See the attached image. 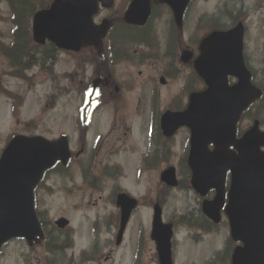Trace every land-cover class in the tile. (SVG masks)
Segmentation results:
<instances>
[{
  "label": "rangeland",
  "instance_id": "374dc122",
  "mask_svg": "<svg viewBox=\"0 0 264 264\" xmlns=\"http://www.w3.org/2000/svg\"><path fill=\"white\" fill-rule=\"evenodd\" d=\"M161 1V0H160ZM227 0H198L194 6L184 29L194 41H198L210 28V20L205 19V14H217V18L225 23L234 22L241 18L247 26L245 36L246 53L249 62L257 71L258 83H264V0H231L224 11L220 8ZM123 0H117V5L112 9L103 10L96 18L101 22L104 17H111L114 13L115 20L123 17L115 14ZM169 7L160 5L158 19L154 21L155 33L158 37L172 20ZM208 19L213 17L209 16ZM204 20V22H203ZM11 12L7 2L0 3V44L1 51L5 44L11 45L12 38ZM185 39V35H183ZM119 44H123L120 43ZM142 47L133 44L132 52ZM135 49V50H134ZM0 51V154L6 146L9 138L16 133L27 135H45L47 137H59L66 133L75 151L80 150L83 142V113L86 110V97L88 87L95 79L96 73H110L118 82H125L130 72H135L137 77L144 68L132 61L119 60L116 66L108 60L106 53L102 58L96 54L93 48H86L80 53L57 52L54 59H42L44 64L30 70L16 72L10 63V59ZM36 58H39L37 55ZM164 63L151 61L146 68L148 76H154L155 82L150 80V90L156 86L159 88L161 99L157 105L163 109L171 95L178 91L191 76L190 71H184L170 86L160 83ZM115 67V69L113 68ZM115 73H114V72ZM179 81H181L179 83ZM153 82V83H152ZM135 86V85H134ZM123 94L124 91L122 90ZM137 91H132L120 97L119 103L105 101L101 97L95 102V108L85 122L88 128V120L93 126L90 128L87 139L88 150L86 159H89L94 150L92 139L95 142L97 136L105 137L101 144H108L109 131L114 129V121L126 131L134 128L136 121L141 123L140 117L135 116ZM111 98V97H110ZM109 98V99H110ZM150 108L145 109L146 115ZM255 114L264 118V99L260 105L253 108L243 120L245 126L253 124ZM91 124V125H92ZM152 125V123H151ZM142 134L147 129V121L142 127ZM145 130V131H144ZM181 136L171 141L167 158L158 159L145 173L137 168L139 154L135 153L129 158L128 152L119 153L115 159L106 158L105 150L102 151L104 159L110 164L122 163L124 172L119 173L117 180L104 174L98 176L97 184L93 187L80 180V168L78 160H75L68 171L64 173H51L46 177L41 187L37 189V207L45 210L50 222L65 217L70 220L68 235H73L74 246L69 254L79 257L85 250H89L93 244H99L100 253L94 256L96 264H130L135 253V239L138 235L144 240L140 244L138 262L140 264H157L156 244L150 238L152 231L153 203L159 199L164 209V221L177 219L183 211H190L199 206L200 199L194 190H190L189 181L185 182V190L170 189L161 180L160 174L171 166H180L183 159V146L187 140V131L182 129ZM113 140L119 133H111ZM82 138V139H81ZM96 143V142H95ZM101 146V145H100ZM98 149V148H97ZM101 154V155H102ZM116 161V163H115ZM183 162H185L183 160ZM97 164L93 166L96 167ZM142 171V173L140 172ZM143 178V179H142ZM116 189V190H115ZM132 193L133 197H141L146 193L142 208L136 212L126 229L122 245L116 244V237L120 228V211L114 201L112 192L118 190ZM170 216L171 218H169ZM171 221V220H170ZM191 230L186 226L176 229V252L178 264H204L211 255L212 250L219 249L223 245V237L226 231L218 235H205L197 238L189 235ZM74 233V234H73ZM94 240V241H93ZM95 242V243H94ZM45 250L29 248L21 239L13 240L3 250L2 264H44L42 256ZM5 261V262H4ZM59 264L63 262L58 259ZM1 264V260H0Z\"/></svg>",
  "mask_w": 264,
  "mask_h": 264
},
{
  "label": "water",
  "instance_id": "95a60500",
  "mask_svg": "<svg viewBox=\"0 0 264 264\" xmlns=\"http://www.w3.org/2000/svg\"><path fill=\"white\" fill-rule=\"evenodd\" d=\"M99 1L110 7L113 0H54L51 7L40 10L33 20L34 39L41 44L47 40L58 47L80 51L94 45L103 52L102 39L108 33L110 22L96 25L94 15ZM175 12L179 25L189 0H161ZM151 13L150 0H135L126 13L125 20L132 24H145ZM244 27L240 23L228 31H213L201 42V55L196 69L205 79L208 89L193 94L189 108L166 116L164 128L172 133L179 125L191 128L192 149L189 159L193 169V186L202 194L210 188L217 190L213 201L204 203V210L217 222L225 203V181L232 172L229 202L225 208L231 224L232 236L242 241L236 248L233 264H264V132L257 123L237 139V124L249 105L259 98L261 90L251 82V72L244 60ZM235 75L239 83L228 86V76ZM98 82L89 91L95 95ZM95 88V89H94ZM214 144L211 151L209 144ZM234 146L235 151L231 149ZM70 156L67 137L56 141L43 137L17 135L0 158V249L13 237L24 236L32 245L39 235L43 237L34 208V191L45 171L57 160L67 162ZM163 180L176 185L173 170L162 175ZM128 198V199H127ZM123 221L119 234L122 238L130 208L121 197ZM125 203V205H124ZM154 224V236L159 237V249L169 258L171 252V226L162 223L160 207ZM67 220L58 224L64 226ZM37 240V239H36Z\"/></svg>",
  "mask_w": 264,
  "mask_h": 264
},
{
  "label": "flooded vegetation",
  "instance_id": "af4514ba",
  "mask_svg": "<svg viewBox=\"0 0 264 264\" xmlns=\"http://www.w3.org/2000/svg\"><path fill=\"white\" fill-rule=\"evenodd\" d=\"M115 3L113 5H117V0H114ZM133 0H123L121 7L115 11V14H118L119 18L118 20H115L113 15L111 17H104L101 22H103L105 19H109L111 21V39L105 38V44H104V54H109V61L114 62L113 66H116L119 60L122 59V61H132L134 64H138L139 67L144 68V70H140L139 74H142V77L138 78L137 74L133 71L130 72L125 79V82H118L116 79V76L112 74V71L110 73L105 74V72H97L96 76L98 79L99 84V95L97 97V101L100 100L102 97L105 101L115 102L119 103L120 97H124L125 94L137 91L138 97L136 99V114L135 116L137 118L140 117L141 123L139 121H136V126L134 128H127L126 131H123L119 125L114 121L113 127L114 129L110 130L109 133V141L108 144H105V146L102 143L105 137L101 138V136H97L95 139V142L92 139V148L94 152L90 156L89 159H86V152L88 150V146L86 145V142L88 144L87 139H89L90 130L93 124L91 123V119L88 120V128L86 129L85 122L87 119L83 120V128L82 133L83 134V142L80 146V150L75 151V148L73 146V143H71V154L68 158L67 162H63L61 160H57L56 164L52 167L50 171L52 173H64L69 170L71 164L78 160V165L81 171L80 174V180L84 182L85 184L89 186H94L97 184L98 176H101L102 174L113 177L114 180H117L118 175L121 176L119 173L124 172V165L122 163L119 164H110L107 162H104L100 159H104V156L102 154V151L105 150L106 158L109 157V159H115L116 155L119 153H125L128 152L129 158L135 153L139 154V161L137 164V168L142 169L143 172H147L151 166H154L156 161L158 159L167 158L169 155V148L171 147L169 143L173 140H175L177 137H180L179 134L182 129H185L187 131V140L185 141V144L183 146V159L180 161V166H171L165 170H163L162 174L166 171L173 170L178 178L177 186H171L168 182L163 183L169 187L170 189L178 188L180 190H185L187 187V184L185 182L189 181L190 183V190H194L192 186V169L190 168V165L188 163V157L190 153V140H191V130L188 126H180L172 135H166L165 131L162 127V118L167 113H179L183 112L188 109L191 97L193 94L203 91L206 89V83L203 80V78L198 74V72L195 70V62L198 59L200 55V43L203 37L210 33L212 30H228L239 23L245 22L241 18H237L234 22H228L225 23L224 21H221V19H213L209 18L208 15L205 19L210 20V29L207 30V32L198 40L196 41L194 38V41H192L191 36L188 32L185 31L184 26L189 19V16L192 13V10L194 6L196 5L198 0H191L188 4L184 17L182 25H179L178 22H176L173 11L168 8L170 13H172V20L169 24V26L164 30L163 35L158 37L155 33L154 28V21L158 19V7L160 5H166L165 3L161 2L160 0H150L151 3V14L146 24L144 25H135V24H129L125 21V16L128 11V8ZM231 0H227V3H230ZM103 4V2L101 3ZM111 8H100V11L97 15L99 17L103 10H109ZM99 22V23H101ZM204 22V20H203ZM115 27V31L113 34L111 33L112 30ZM246 31L247 26L245 24ZM122 28H131V29H139V30H145L146 32L137 37V40L132 39H125L121 38L122 34ZM131 35V34H130ZM185 35V39L183 37ZM119 40L125 42V44H119ZM133 44L139 45L140 49L135 50L132 52ZM73 54V53H71ZM156 60L161 61L164 63L162 68V74L159 77V81L161 84L170 86L171 82H175L176 84L178 81H175V79L181 75L184 71H190L191 76L189 77V80L183 84V86L176 91L171 97L169 98V101L165 104V107L163 109H158L157 105L161 99V96L159 95V88L156 86L152 87L150 90V80L152 79L153 82H155L154 76H148V73L146 71V68L149 66L151 61ZM245 61L251 70L253 74V82L256 86L262 89L263 96L261 99L255 101L251 107L245 111L238 123V132H237V138L241 139L245 132L250 128V126H245L243 124V120H245L246 116H248L249 112L252 111L253 108L260 105V102L264 99V83H258V75L257 71L252 67V65L249 62V56L246 53V46H245ZM112 64V63H111ZM115 69V67H113ZM114 72V71H113ZM115 73V72H114ZM161 81H164L161 82ZM152 82V83H153ZM181 81H179L180 83ZM238 83V79L235 76H228V85L229 87H233ZM135 85V86H134ZM124 91L122 94L121 91ZM158 91V92H157ZM111 97V98H110ZM110 98V99H109ZM147 107L150 108L149 113L146 115L144 112L145 109L147 110ZM95 108V103L90 106L89 108V115L91 114L92 110ZM258 120L260 121V127L264 130V118L260 117L258 114H255L253 121ZM147 121V129L144 134H142V127ZM152 123V125H151ZM92 124V125H91ZM113 131H116V133H119V136L116 137V139L113 140V137L111 136V133ZM82 139V138H81ZM86 142H85V140ZM101 145V146H100ZM98 148V149H97ZM172 148V147H171ZM211 150H214V146L211 144L209 146ZM234 150H236L235 147H233ZM102 154V155H101ZM183 160L185 162H183ZM116 163V161H115ZM97 164L96 167L93 165ZM49 171V172H50ZM142 173V171L140 170ZM231 177L232 174L228 172L227 174V195L231 188ZM143 179V178H142ZM42 185V184H41ZM40 185V187H41ZM116 190V189H115ZM112 192L114 196V201L116 203V206L119 208L120 211V220L123 219V207H122V195L125 193H128L126 191H122L121 189L118 191ZM196 196L198 199H200V203L198 207H195L192 210L183 211L178 216L177 219H172L170 216H168L171 219L164 221V207L162 204V201L159 199L157 202L153 203V215H152V231L150 238L152 241L156 244L157 248V264H163L162 259V253L159 249V237L157 238L154 236V224H155V211L156 206L159 205L162 210V217H163V223L170 224L173 227L174 234L171 239V252L169 255V260L172 261L173 264H178L177 260V252H176V242H177V236H176V229L179 228V226H186L189 227L191 230L189 231V235H194L197 238H202L205 235H218L223 230L226 231V235L223 237V245L219 249L212 250L211 255L207 258V261L204 264H233V255L235 252L236 247L240 246L242 242L235 241L231 236V229H230V223L228 215L226 214L225 206L220 209V220L219 222L214 221L211 217H209L204 212L203 204L205 201H213L214 198H216L217 191L215 189H210L205 196H202L200 193H198L196 190H194ZM128 194H132L131 192ZM133 196V195H131ZM146 198V193L141 194V197L137 198V201L133 200H125L128 207L130 208V216L129 221L131 220L132 216L140 211L142 208V203L144 199ZM36 199H37V192H36ZM228 203V196L226 197L225 205ZM38 212V208H37ZM39 217L42 224V227L44 229L45 235L44 239L48 237V234L50 232L49 239L56 241L60 244V249L56 251V256L50 258L51 262L49 264H59L58 259L62 260L60 264H96L94 256L98 253H100V247H98L97 244H93L89 250H85L78 258L74 257L73 255L69 254V250H71L74 246L73 242V235H68L67 232H69L68 226L70 227L69 223L65 226L67 227L65 230H68L67 232L65 230H61L60 227L53 224V222H50L48 219L47 212L45 210L39 211ZM63 219H67L65 217H62ZM60 219V218H59ZM69 221V219H67ZM171 220V221H170ZM64 227V228H65ZM74 234V233H73ZM219 236V235H218ZM44 239L37 238L33 245V250L35 248H38V245H42L43 250L48 251V247L44 245ZM25 240V239H24ZM124 240V239H123ZM94 241V240H93ZM143 239L138 235L135 239V253L132 256V260L130 264H140L138 262V256H139V249L141 242L143 243ZM95 243V242H94ZM123 242L117 241L116 237V244L118 246L122 245ZM30 248V249H32ZM48 253V252H47ZM3 255V254H2ZM166 256L164 255V263L170 264ZM46 261V257L43 259V262ZM168 262V263H166Z\"/></svg>",
  "mask_w": 264,
  "mask_h": 264
},
{
  "label": "trees",
  "instance_id": "16d2710c",
  "mask_svg": "<svg viewBox=\"0 0 264 264\" xmlns=\"http://www.w3.org/2000/svg\"><path fill=\"white\" fill-rule=\"evenodd\" d=\"M8 3L11 12L12 22V38L13 43L8 46L5 44L2 48L3 53L10 59L12 66L16 72L26 71L29 68L37 65L38 63L44 64V59H54L57 52L60 50L53 43H48L44 46L36 44L31 36V20L37 10L47 7L51 0H0ZM115 27L112 30V34ZM121 38L137 40L139 36L143 35L146 31L131 28H122ZM131 34V35H130ZM111 39V34L109 35ZM120 43L125 42L119 40ZM0 44V51H1ZM1 51V52H2ZM54 55V57L52 56ZM39 58H36L35 56ZM48 246L50 253L55 254L60 249V244L56 241L49 239ZM51 247L53 249H51ZM51 260H49V263Z\"/></svg>",
  "mask_w": 264,
  "mask_h": 264
}]
</instances>
